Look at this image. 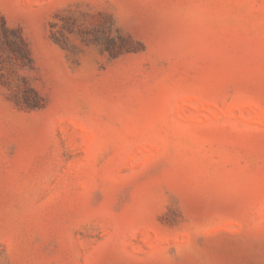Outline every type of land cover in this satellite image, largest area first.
Wrapping results in <instances>:
<instances>
[{
  "label": "rangeland",
  "instance_id": "rangeland-1",
  "mask_svg": "<svg viewBox=\"0 0 264 264\" xmlns=\"http://www.w3.org/2000/svg\"><path fill=\"white\" fill-rule=\"evenodd\" d=\"M0 264H264V0H0Z\"/></svg>",
  "mask_w": 264,
  "mask_h": 264
},
{
  "label": "trees",
  "instance_id": "trees-1",
  "mask_svg": "<svg viewBox=\"0 0 264 264\" xmlns=\"http://www.w3.org/2000/svg\"><path fill=\"white\" fill-rule=\"evenodd\" d=\"M17 34L18 45L14 48L15 53L21 54L23 59H26L28 64H32L31 54L27 42L22 38L19 30L14 31ZM32 91V90H31ZM33 92V91H32ZM35 93V92H34ZM38 100H35L31 107H38Z\"/></svg>",
  "mask_w": 264,
  "mask_h": 264
}]
</instances>
